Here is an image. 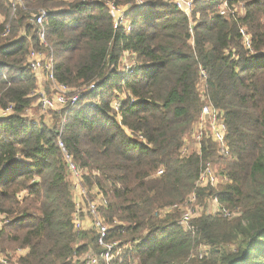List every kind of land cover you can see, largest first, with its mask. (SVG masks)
<instances>
[{"label":"trees","instance_id":"1","mask_svg":"<svg viewBox=\"0 0 264 264\" xmlns=\"http://www.w3.org/2000/svg\"><path fill=\"white\" fill-rule=\"evenodd\" d=\"M227 2L229 15L220 14L223 0H195L187 15L172 0H24L10 20L11 1L0 0V18L10 21L7 35L0 25V109H11L0 118V257L16 248L26 251L17 264H77L96 240L75 231L61 140L88 171V189L107 195L103 214L117 228L113 236L142 239L138 264H264V0ZM110 3L132 5L131 31L115 27ZM241 3L245 14L233 15ZM40 10L48 12L57 80L72 90L95 85L52 126L25 115L38 97L28 56L42 47L32 22ZM126 53L137 65L120 71ZM201 69L204 95L224 112L230 157L216 155L207 133L201 154H182L205 102ZM92 97L98 104L86 103ZM214 159L225 161L228 181L196 190ZM193 192L203 205L217 198L231 216L203 213L183 230L181 212L162 210ZM202 244L209 250L194 254Z\"/></svg>","mask_w":264,"mask_h":264},{"label":"built area","instance_id":"2","mask_svg":"<svg viewBox=\"0 0 264 264\" xmlns=\"http://www.w3.org/2000/svg\"><path fill=\"white\" fill-rule=\"evenodd\" d=\"M10 1L12 8L11 20L15 16L17 8L19 6H23L25 8V4L24 0ZM137 3L142 4L143 0H137ZM172 3L179 11L187 15H190L195 8V0H172ZM109 8L112 16L115 18V27L121 26L125 27L127 32L131 31V24L127 18V11L130 10L131 5L117 7L114 3H110ZM219 9L221 15L230 14V8L227 0H223ZM232 13L233 15L238 13L236 8H234ZM47 15L48 12L46 10H40L39 12L33 14L32 22L37 26L38 41L42 47L40 49L31 48L28 56V67L41 83L47 82L55 91L54 95L51 97L47 95L46 92L37 89L36 94L38 96V103L40 107L43 110H62L65 107L75 105L81 96L95 88V85H91L85 89L86 91H76L57 80L55 74V51L53 47L49 46L47 40V28L45 26ZM3 23H5V18H0V25ZM4 27L3 34H9L10 21L5 23ZM241 33L243 35L245 45L250 48V35L244 28L241 29ZM132 65L135 66L137 63ZM201 77L205 87V78L207 77V73L204 69H201ZM202 98L205 101L204 105L202 106L199 118L190 130V139L195 145L194 149H191V147L185 143L182 148V154H201L203 140L207 133L209 139L216 147V155L222 158L226 156L230 157V147L226 140L228 127L225 121L224 112L208 101L204 94L202 95ZM98 102V98L92 97L86 103L96 105ZM134 102L135 99H132L131 103L133 104ZM119 106L120 101H115L113 104L114 109L118 110ZM0 110V118L8 116L11 113V109ZM65 120L66 118H63L62 122ZM59 146L66 153L67 168L71 177L70 186L75 203V212L73 214L75 231L78 235L83 233V231H89L91 234L94 232V236L96 237V240H94L93 244L90 245L91 247L88 251L75 256V262H77V264H138V257L135 248L141 244L142 239L128 240L121 239L119 236H113V232H116L117 228L111 225L103 214V211L109 205L107 195L97 186H93L92 189H88V186L84 183V175L88 171L81 169L79 165H77L75 161L67 155L66 149L61 140H59ZM159 173H162V170ZM227 181L228 178L217 170L216 163L213 160H208L199 174L196 182V190L206 187H217L220 182ZM212 199L214 204L212 205L211 213L223 212L225 216H231V212L228 209H222L220 207L217 198L214 197ZM188 201H197L196 192L192 193ZM175 206L178 205L165 207L162 210V213L166 214L171 212ZM193 218L194 216L190 211L181 212L178 225L183 230H188L190 229V223ZM115 223L121 225V223L116 220ZM203 253L204 252H200L201 258ZM0 261L3 264H17V260L10 261L7 256L0 257Z\"/></svg>","mask_w":264,"mask_h":264},{"label":"rangeland","instance_id":"3","mask_svg":"<svg viewBox=\"0 0 264 264\" xmlns=\"http://www.w3.org/2000/svg\"><path fill=\"white\" fill-rule=\"evenodd\" d=\"M62 1H67V0H62ZM132 7V5H131ZM220 7V6H219ZM236 10L238 11V15H244L245 14V8L244 5L238 4L236 5ZM128 12V11H127ZM134 63H137V60L130 57V55L125 54L122 62L120 61V71L126 69V66H130ZM38 80V79H37ZM38 90H42L44 92H46L47 95L49 96H53L55 91L54 89L47 83V82H43L41 83L38 80ZM204 83L201 81L200 86H199V91L201 93V95L204 94ZM77 91V90H76ZM119 98L123 99V94H119ZM117 101V100H115ZM1 111V110H0ZM1 113V112H0ZM62 113H63V109H57V110H43L39 103H38V97L35 101V103L33 104V106L28 109L25 112V115L30 118V119H36L37 121L43 120L45 121V123H47L48 125L52 126L54 124L60 123L63 121L62 118ZM119 118V116H118ZM192 129V128H191ZM191 134L190 131L188 134H186V140L185 143H187V145H189L191 147V149H194V143L193 141L190 139ZM216 158V157H215ZM214 162L216 163V168L217 170L222 173V169L225 166L224 160L221 159H214ZM226 182H220V184L215 188L216 190L220 188L221 185H223ZM188 198V197H187ZM182 204V203H181ZM214 204L213 199H211V201H209V204L206 203V205H203L201 202L200 203H196L195 201H187L184 205L182 206H175L172 210L171 213H176L177 211L179 212H185V211H190L194 217H197L203 213H211L212 212V205ZM81 242V240L79 241ZM1 249V247H0ZM205 249H208L207 247H205V245H200L199 247H197L196 249H194L193 253L196 254L198 251H204ZM209 250V249H208ZM9 255H8V253ZM7 254H3V256H9L10 258H12L11 261L17 260L18 257H20L21 255H24V253L26 252L25 250H19L16 248H9L7 249ZM1 256V257H3Z\"/></svg>","mask_w":264,"mask_h":264}]
</instances>
